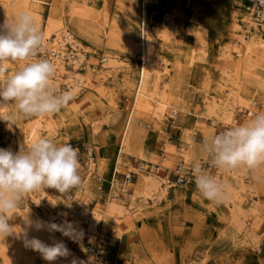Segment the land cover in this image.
Masks as SVG:
<instances>
[{
	"label": "rangeland",
	"instance_id": "obj_1",
	"mask_svg": "<svg viewBox=\"0 0 264 264\" xmlns=\"http://www.w3.org/2000/svg\"><path fill=\"white\" fill-rule=\"evenodd\" d=\"M55 1L57 3L53 6L54 0H39L38 5L43 10L42 23L51 13V8L54 9L55 19H62L77 43L74 49L66 42L67 54H76L78 49H83L85 61L95 58L94 70L90 81L88 74L84 73L89 64L78 68L89 84L78 88L74 99L53 114L55 131L52 133L43 127L40 137L52 138L57 143H70L79 150L82 185L91 169L83 195L98 191L103 178L107 179L111 174L119 150V136L133 108L137 83L147 63L140 42L145 24L156 32L152 51L156 70L153 71L152 83L167 91L174 98V104L180 98L187 107L184 117L167 111L160 128L146 116L135 112L131 129L135 134L133 132L129 137L132 151L126 155L132 166L123 163L121 171L134 169L135 155L161 162L165 142L169 143L164 152L169 168L160 171L173 177L176 166L184 163V173L191 174L184 183L169 187L166 198L140 202L142 206L136 208L130 221L107 218L104 224L99 222L100 232L94 244L101 250L98 252V264H264V166L254 171L247 169L239 188L250 205H257L256 211L245 206L244 215L240 216L244 220L243 225L249 224V231L240 223L232 222L231 208L225 202L215 204L204 199L196 190L192 174L196 162L209 172L216 171L202 145L211 136L235 126L210 111L209 106L214 101L232 102L234 95L239 93L248 102L258 100L255 103L258 113L264 110V19L258 18L255 9L252 10V15L259 20L262 39L249 51L236 34L244 32L247 38L256 34V29L246 19L254 2L195 0L193 4H187L186 0H157L147 2L144 14L141 0ZM233 9L236 12L233 13ZM233 14L241 26L238 32L233 28ZM162 22L172 25L168 39L160 35ZM40 30L43 32V26ZM225 49L229 54L224 52ZM104 54L112 55L116 64L104 65ZM44 57L48 59L49 55ZM230 57L231 61H241V70L230 72L231 78L224 72ZM65 60L71 65L69 55ZM70 65L68 70L74 71ZM8 66L14 71L17 64L10 62ZM67 75V71L61 75L62 85L67 81ZM6 105V113H15L13 105ZM233 107L238 118L246 116V110L238 109L235 101ZM254 115L248 117L253 118ZM34 119H18L11 128L0 121V148L17 152L21 147H27V127ZM135 135L140 136L142 143L134 142ZM186 151L188 156L183 159ZM76 189L64 195L49 188L27 194L21 204L28 203L34 208L25 211L28 220L33 221V210H37L42 217H48L52 212L50 220L56 223V216L62 212L60 204L73 200ZM76 203L72 208L82 209L81 203ZM98 206V199L89 204L92 210H97ZM18 215L10 220L15 233L4 240L0 238V264H57L56 261H45L38 252L25 246ZM80 232L83 233L84 250L88 252V234L85 229ZM203 257L202 263L200 258Z\"/></svg>",
	"mask_w": 264,
	"mask_h": 264
},
{
	"label": "bare ground",
	"instance_id": "obj_2",
	"mask_svg": "<svg viewBox=\"0 0 264 264\" xmlns=\"http://www.w3.org/2000/svg\"><path fill=\"white\" fill-rule=\"evenodd\" d=\"M144 1L145 4L144 6H142V10L144 11L145 14L147 12L146 11L147 2L149 1L156 2L157 0H144ZM171 1L174 2V0ZM259 1L264 4V0H254V4L250 7L251 12H249V14L246 16L248 22L252 23V25L256 29L255 35L254 34L250 35L247 38L244 32H238L241 30V26L236 19V14H233V18H232L234 31L238 32L236 33L238 35L237 36L238 40L241 41L243 45H245V48L248 51L252 48L253 44L260 42V40L262 39L261 28L258 26L259 20L257 17H254L252 15V10L257 9V2ZM194 2L195 0H186L187 4H193ZM55 3L57 2L54 0L53 6ZM38 4H39V0H0V23L3 22L5 15L11 18L22 10L30 12L37 21L39 28L41 29L43 26L42 33L44 34V46L41 52L43 53L42 55L43 57L45 54H48L49 55L48 60H50L55 65L56 72L54 76V82L57 90L62 91L65 90V88H68L73 90L74 93H76L78 88H80L84 84H89V81H87L86 78H84L85 74H88V80L90 79V81H92L91 74L93 73L94 70L93 65L95 58L85 61V53L83 49H78V50L76 49L77 50L76 54L73 53L67 54L65 49L66 42H69L74 49L76 48L77 43L75 44L76 40L74 36H72L71 32L67 29L62 19L60 20L55 19L52 13L54 9L52 8H51L52 10L51 13L47 16L43 24L42 23L43 10ZM234 12H236V10L233 9V13ZM169 24L171 25V23ZM170 25H167L164 22H162V25L160 27V35L164 39H168V37L170 36V33L168 32ZM142 30H143V35L141 37L140 42L143 46L147 63H145L146 66L142 72L141 78L137 83V92L135 93V97L133 99V108L128 114L127 120L123 128V132L119 136L118 144L121 146V151L119 152V154L116 155L114 162L117 170L122 168L123 163L127 164L130 167L132 166L130 162L128 163L129 158H127L126 155L130 154L132 151L129 144V137L131 133L134 132V130L131 129H132V119L135 112L146 116L148 119H150L151 122H155L156 124H158L159 128L161 127L160 124L165 120L164 117L167 111H170L172 115H180L182 117H184L185 114H187V107L185 105L186 102L184 104V101L182 102V99L179 98L178 100L175 101L176 104H174L173 102L174 98H172V96L168 94L167 91L161 90L157 85V83H152L153 71L156 70V65H155L156 60L152 56L153 41L156 32L152 29L151 26L147 27L146 24L144 25ZM235 50L238 55L241 54L238 48H236ZM224 52L226 54H229L227 53L228 49H225ZM66 55H69V60L70 62H72L71 65L70 63H68L69 61L65 60ZM227 59L229 61L228 66L230 67L226 66L224 72L227 74L229 78H231L232 74H230V72L233 71L238 73L241 70V61L240 60L231 61V57ZM115 60L116 59L112 55L104 54L102 56V61L104 62V65H107L109 67L116 64ZM87 64H89L88 65L89 67L87 71H84L85 74H82L81 72L78 71V68H80L82 65H87ZM69 65L72 66L74 71L68 70L67 67H69ZM66 71L68 74L67 81L65 85H62L61 75ZM63 86L65 88H63ZM236 90L239 91V89ZM234 96L235 97L233 101H235V103L238 104V109L241 108L246 110V113L249 116L258 113L257 112L259 111L258 106L255 105V103H257L258 100L253 99L249 101L250 102L249 103L246 100V98L241 96L239 93L235 94ZM233 101L228 103H218L214 101L213 104L209 106L210 111L212 113H217L219 116H223L227 120V122H230V124L232 125L243 124L249 121L250 119H252L248 117L247 114L242 119L238 118L236 116L237 111L233 107ZM6 106H7L6 104L0 106V110L6 113V109H5ZM52 119H53V114L46 117L35 118L34 122L31 125H29V127H27L26 142L30 144L34 140L40 138L43 127L50 129V131L53 133L55 130L53 129L54 126L52 123L53 122ZM135 137L136 138L133 139L135 143L137 144L142 143V139L140 138V136L135 135ZM167 144L169 143H165V142L163 143L164 146L163 150L165 152H166L165 147L167 146ZM187 152L188 151H186V155L183 159H186V156H188ZM163 155H161L162 156L161 162L159 163H156L155 161L153 162V164H155L156 166V168L153 167L154 168L153 170L147 169L146 168L147 165L143 162V161H147V162L150 161L143 160L140 155L134 156V159L138 160L134 164L133 167L134 169L128 168V170H124V171L134 170L133 171L134 176L138 181L136 185L135 183H133V185L131 186L132 190L131 189L129 190V188L127 187L128 185H126L124 189L122 188L120 189L117 184L114 185L115 187L113 189L111 176H109L107 179L103 178L104 182H102V184L98 186L99 189L98 191H95L93 194L85 196L86 194L83 195V193H86L85 191L87 189L86 188L87 182L89 180V177L91 176V169H89L87 172V178H85L83 185L80 186L79 189H76L75 192L73 193L72 195L73 200L69 201L68 203L63 201L62 204H60L62 206V212H60L59 215L56 216L55 224L60 225L67 222V223H71L77 229V231L85 229L90 241V243L87 244L86 246L87 248H91V251L86 252L84 250L83 239H81L79 242L75 241L76 242L75 243L73 242L72 239H69L68 237L64 236L61 232L51 230L50 225L55 222V221L52 222L50 220L53 217L52 216L53 213L51 211L48 217H42L37 213L38 212L37 210L36 211L33 210L32 213L33 221L30 222L28 220L25 211H27L28 208L31 209L34 208H32L28 203H25L24 205L21 204L20 207L17 209L16 214L14 215L15 217L16 215H18V213H20L18 216L19 218H21L20 225L22 232L21 235H23L22 237L25 239V235H26L28 239L38 238L49 244H52L53 242H63L65 246L69 249V255H67L66 257L58 258L56 260L57 264L58 263L72 264L74 260L76 261V264H98L99 263L98 252H100L101 250L96 249L94 244L96 243V238L98 237L97 234L100 232L98 230L99 222L103 221L102 223L104 224L107 218H115V219L122 218L123 220L130 221L132 218H134L133 215L135 211L137 209H140V206H142L140 202H144L148 199H153L154 201L155 199L160 200L166 198L170 186L166 180L167 172H161L160 170L161 169L167 170L169 167L167 168L166 166V164L168 163V161H166L167 154L163 153ZM180 165L182 170H184L185 169L184 163H181ZM246 172H247V168L240 167L231 171H223L216 168V171L210 173L227 186L228 194L224 202L226 203V205L230 206L231 208L230 219H232V222L234 224L240 223L242 227H244V229L249 231V227H248L249 224L243 225L244 224L242 222L243 219L241 220L240 216L241 214L244 215L243 209L245 206L248 207L250 206L251 207L250 209L253 208V211H256L257 205L256 204L255 206L252 204L250 205V203L247 202L246 198H244V195L240 194L239 188L243 183V179H244L243 177ZM82 199L85 200V202ZM95 199L99 200V206L97 210H92L89 208V204L94 202ZM139 199L140 201L138 202ZM75 201L81 203L82 209L72 208V204ZM33 206L35 205L33 204ZM37 223H41L43 226L40 229H37L36 227ZM103 229H104V225H103ZM103 229L101 231L102 233L104 232ZM98 246L100 245L98 244ZM203 256L206 257L205 254ZM204 257L200 258V261L202 263L205 260Z\"/></svg>",
	"mask_w": 264,
	"mask_h": 264
},
{
	"label": "clouds",
	"instance_id": "obj_3",
	"mask_svg": "<svg viewBox=\"0 0 264 264\" xmlns=\"http://www.w3.org/2000/svg\"><path fill=\"white\" fill-rule=\"evenodd\" d=\"M43 46L44 34L30 12L22 10L11 18L5 15L0 23V106L11 104L15 113L0 110V121L9 128L18 119L58 113L74 99L73 90H57L55 65L38 55ZM10 62L17 64L14 71L8 67ZM202 150L212 166L223 171L240 167L254 171L264 166V111L206 139ZM80 168L79 150L52 138L40 137L17 152L0 148V238L15 233L10 220L27 194L46 188L62 195L70 193L82 185ZM192 174L196 190L204 199L215 204L226 200L227 186L199 162L194 163ZM42 226L36 225L37 229ZM50 229L77 242L83 236L67 222L53 223ZM24 243L45 261L69 255L63 242L46 244L25 235Z\"/></svg>",
	"mask_w": 264,
	"mask_h": 264
},
{
	"label": "built area",
	"instance_id": "obj_4",
	"mask_svg": "<svg viewBox=\"0 0 264 264\" xmlns=\"http://www.w3.org/2000/svg\"><path fill=\"white\" fill-rule=\"evenodd\" d=\"M254 2V0H251ZM152 2V1H150ZM145 1L141 0V6H144ZM150 4V3H148ZM255 15L259 18L261 17L262 19H264V4L262 2H257V9L255 10ZM143 60V59H142ZM169 127L171 128V124L169 125ZM165 151L162 150V155ZM164 157V155H163ZM143 161V160H142ZM146 165H147V169L149 170H153L156 166L153 165L152 162H147V161H143ZM143 163V164H144ZM145 165V166H146ZM116 166V165H115ZM142 169V168H140ZM189 173H184V170H182L181 165H177L176 169H175V173L173 177H170L169 174H167V182L169 184V186H174V185H178L181 183H184L186 180H188L189 177ZM99 180H101V178L99 177ZM111 181H112V185H113V189H114V185L117 184L119 186V188L124 189V187L126 185H128L127 187L129 188V190H132V185L133 183H135V176L133 171H121V169H118L116 167H114L113 172L111 174ZM76 201L72 204L75 205ZM94 248V247H93ZM89 251H91V248H88Z\"/></svg>",
	"mask_w": 264,
	"mask_h": 264
},
{
	"label": "crops",
	"instance_id": "obj_5",
	"mask_svg": "<svg viewBox=\"0 0 264 264\" xmlns=\"http://www.w3.org/2000/svg\"><path fill=\"white\" fill-rule=\"evenodd\" d=\"M121 151V146L119 145V150H118V153L117 154H119V152ZM161 155H162V153H161ZM160 155V156H161ZM143 159V158H142ZM161 159H162V156H161ZM135 160V162L136 161H138L137 159H134ZM143 160H148V161H150V162H154L152 159H148V158H144ZM115 162V161H114ZM154 166H155V164H153ZM114 167H115V163L113 164V168H112V171H111V174H112V172H113V169H114ZM124 170H128V168H125ZM111 174H110V176H111ZM135 180H137L136 178H135ZM138 181V180H137Z\"/></svg>",
	"mask_w": 264,
	"mask_h": 264
}]
</instances>
